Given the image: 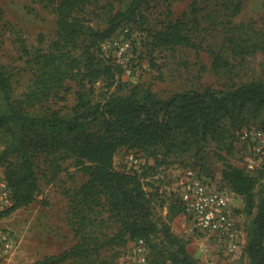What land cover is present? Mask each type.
Masks as SVG:
<instances>
[{"label":"trees","instance_id":"1","mask_svg":"<svg viewBox=\"0 0 264 264\" xmlns=\"http://www.w3.org/2000/svg\"><path fill=\"white\" fill-rule=\"evenodd\" d=\"M39 1L54 6L59 36L48 51L33 59L37 70L22 97H15L10 75L0 61V128L6 127L9 134L0 165L5 167L14 201L0 214H10L36 201L40 158L56 159L58 165L60 159L72 158L88 175L72 206L79 239L70 248L35 264H115L101 255V247L124 245L140 238L156 255L147 262L130 264H202L188 251L184 240L172 232L170 224L154 218L155 194L145 186L146 171L118 169L115 154L126 147L128 151L157 156L163 146L171 152L174 147L191 148L207 140L224 143L227 151L233 152L238 131L246 126L248 117L258 119L264 114V77L227 88H190L169 98L136 86L126 93L108 92L95 99L94 83L106 76L112 86L120 71V64L103 56L102 43L123 24L146 19L143 6L157 0H131L124 8L110 10L103 28L91 24L86 15V6L92 0ZM242 6L243 0L234 2L233 13L238 14ZM198 13L199 9L194 8L176 19L163 20L157 28H147L154 47H198ZM229 41L238 54L251 50L250 44L242 46L234 38ZM212 51L214 67L232 72L234 63L221 52ZM69 79L78 86L77 104L71 114L29 109L61 90L68 92ZM12 155L17 159H11ZM261 175L241 167L223 170L225 184L243 197V210L254 215L245 247L250 264H264V188L256 191ZM101 205L109 218L102 217L100 222L111 219L118 224L114 234L106 235L104 240L99 238L94 216ZM172 206L175 214L185 211L178 199Z\"/></svg>","mask_w":264,"mask_h":264},{"label":"rangeland","instance_id":"2","mask_svg":"<svg viewBox=\"0 0 264 264\" xmlns=\"http://www.w3.org/2000/svg\"><path fill=\"white\" fill-rule=\"evenodd\" d=\"M131 0H92L86 6V15L91 24L103 28L107 26V12L124 8ZM238 0H157L143 6L146 19L123 24L116 33L102 43L103 56L120 64L114 85L103 76L94 83L95 99H101L108 92H129L133 87L151 89L161 98H169L175 92L190 88L203 89L207 86L227 88L234 84L264 77V0H243L238 14L233 13V4ZM199 9L200 32L197 34L198 47L175 46L155 48L147 28H157L166 19H176L185 12ZM59 36L54 6L39 0H0V61L14 88L15 97H22L32 83L37 64L33 61L40 52L49 50ZM242 46L251 45V50L236 53L230 46V39ZM258 44L259 47L254 46ZM221 52L235 67L232 72L217 70L213 65L214 53ZM68 92L61 90L50 99L37 102L30 107L34 112L59 110L61 114H71L77 104V83L66 81ZM264 114L258 119L249 116L247 125L261 126ZM7 128H0V154L9 145ZM228 140V139H227ZM231 140V138L229 139ZM129 151L121 148L115 154V165L121 170L146 171L145 186L155 194L153 202L154 218L168 223L172 232L184 240L188 251L202 264H250L246 249L228 254L212 239L201 232L193 219L181 209L171 211L176 203L174 190L178 186L180 174L185 168H200L219 186L230 188L223 178V170L228 166L246 168L255 175H261L256 191L264 188V165L249 170L247 152L241 142L236 141L233 152H228L224 143L214 140L201 142L191 148H177L170 152L161 147L157 156L137 151L142 164L137 169L128 160ZM16 160L17 156L12 155ZM40 192L35 202L21 207L10 214H0V229H7L17 238V248L0 264H35L46 256L59 254L74 245L76 219L72 206L77 192L88 175L76 165L74 159L52 161L44 156L39 159ZM6 179L5 167L0 165V180ZM236 207L238 219L247 230L254 217L244 211V202ZM4 210V209H0ZM95 214L99 224V238L113 235L117 223L109 218V212L100 206ZM160 239V238H159ZM158 239V240H159ZM101 255L115 264L134 262V240L124 245H104ZM156 251L150 248L148 258Z\"/></svg>","mask_w":264,"mask_h":264},{"label":"built area","instance_id":"3","mask_svg":"<svg viewBox=\"0 0 264 264\" xmlns=\"http://www.w3.org/2000/svg\"><path fill=\"white\" fill-rule=\"evenodd\" d=\"M237 141L246 149L247 167L255 170L264 165V127L244 126L238 131ZM128 160L137 169L142 158L130 150ZM139 171V170H138ZM176 199L185 207V212L207 239L215 241L220 250L238 253L246 247V232L241 225L236 207L244 202L243 197L230 188L219 186L197 167L184 169L174 190ZM12 190L6 179L0 180V209L13 204ZM17 238L13 232L0 229V263L17 248ZM150 248L142 238L134 240V262H147ZM215 264L214 261H205Z\"/></svg>","mask_w":264,"mask_h":264}]
</instances>
